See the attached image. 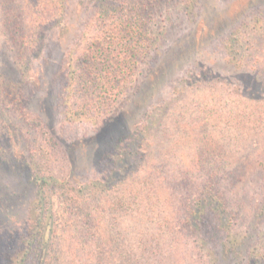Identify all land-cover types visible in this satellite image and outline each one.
Instances as JSON below:
<instances>
[{"label": "rangeland", "instance_id": "374dc122", "mask_svg": "<svg viewBox=\"0 0 264 264\" xmlns=\"http://www.w3.org/2000/svg\"><path fill=\"white\" fill-rule=\"evenodd\" d=\"M59 4L57 23L45 31L43 45L32 43L31 57L20 61L19 45L7 42L9 30L2 26L7 6L0 0V264L20 248L11 245L24 231L36 191L25 163L45 133L57 145H47L55 172L78 190L95 183L111 194V184L132 169L127 152L144 155L150 170L139 176L151 180L156 206L146 209L138 202L129 212L108 215L112 235H124L136 254L137 242L153 240L143 254L148 264H197L194 243L177 228L180 197L200 185L208 171L196 163L221 167L224 184L235 172L241 181L257 180L264 164V123L255 122L264 94V0H192L189 13L177 5L158 10L148 25L151 43L138 55L128 85L104 114L90 119L72 117L66 82L85 39L93 35L86 30L93 2ZM21 111L30 120L24 122ZM248 185L231 189L233 199L241 197L245 218L236 240L251 231L263 247L264 213L256 221L255 205L264 195L254 182ZM47 210L52 216L49 264H73L66 248L71 235L56 196L50 194ZM205 221L204 237L218 246L213 217ZM223 254L221 264H244L238 253Z\"/></svg>", "mask_w": 264, "mask_h": 264}, {"label": "trees", "instance_id": "16d2710c", "mask_svg": "<svg viewBox=\"0 0 264 264\" xmlns=\"http://www.w3.org/2000/svg\"><path fill=\"white\" fill-rule=\"evenodd\" d=\"M3 1L7 6L4 8L2 22L3 28L9 30L7 42L19 45L21 55L18 60L26 61L35 49L32 43L43 45L45 31L57 23L61 12L60 0ZM90 1L93 2L94 14L86 24V30L93 31V35L85 39L76 68L70 71L66 82V93L73 104L70 113L75 119L101 116L113 105L117 95L124 91L128 85V74L135 70L138 55L149 48L152 29L148 25L158 10L177 5L181 11L189 13L188 9L192 4V0ZM159 15L158 13V17ZM232 53L233 50L230 55ZM229 57L232 61L235 60L233 56ZM262 96L260 117L255 120L258 124L264 123V94ZM20 115L24 122L30 120L24 111ZM115 118L110 122H114ZM109 125L110 123L105 127ZM260 132L264 134L262 127ZM41 135L39 143L32 149L30 160L25 163L36 182L35 197L27 212L24 231L15 244L11 245V249L17 245L20 248L6 256V264H49L47 249L52 232V216L48 215L47 203L50 194L56 196L63 205L67 232L71 235L66 240V248L74 259L73 264H148V258L143 254L148 252L149 246L155 245L153 240L137 242L140 252L136 254L133 252L134 246L124 235H112L107 221L108 215L129 212L136 208L138 202L144 204L146 209L156 206L152 204L149 190L151 180L139 176L146 169L150 170L144 155L139 152L130 154L125 149L132 169L111 184V194L102 193L100 186L95 183L78 190L55 172L56 166L48 155L50 147L57 145L48 134ZM125 139L126 136H123L118 144L122 145ZM119 153H122L121 149L116 154L117 159H121L117 157ZM193 165L194 162L188 170ZM259 165L261 168L256 172L257 180L241 181L235 172V175L229 174L228 183L224 184L221 167H212V164L205 161L196 163V168L206 166L208 171L200 185L187 191L185 197H180L181 214L177 219L180 223L177 228L188 242L194 243L193 257L198 261L197 264H221L222 253L223 258L231 253H238L244 264H264V246L254 240L256 235L251 231L248 234L244 232L246 241L240 238L236 240L239 222H243L245 218L241 213V197L236 195L233 199L231 196L232 188L238 184L250 187V181L264 195V164ZM162 196L164 193L162 195L161 192V199ZM255 206L259 209L255 213V220L258 221V217L264 213V196ZM208 216L213 217L215 222L213 233L219 239L218 246L215 244L212 247L213 243L210 244L204 237V227L207 226L205 218ZM8 239L10 240L9 237ZM4 247L8 248L2 245Z\"/></svg>", "mask_w": 264, "mask_h": 264}]
</instances>
